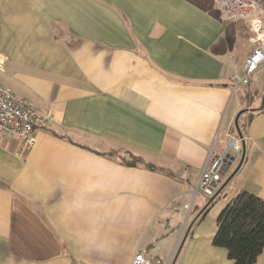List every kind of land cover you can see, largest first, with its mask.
Segmentation results:
<instances>
[{
	"label": "crops",
	"instance_id": "0c3cea01",
	"mask_svg": "<svg viewBox=\"0 0 264 264\" xmlns=\"http://www.w3.org/2000/svg\"><path fill=\"white\" fill-rule=\"evenodd\" d=\"M250 36L219 0H0V84L51 113L24 156L0 135V264H233L217 218L264 200V89L231 90ZM238 116L245 160L210 202L195 189Z\"/></svg>",
	"mask_w": 264,
	"mask_h": 264
},
{
	"label": "built area",
	"instance_id": "2783aa9c",
	"mask_svg": "<svg viewBox=\"0 0 264 264\" xmlns=\"http://www.w3.org/2000/svg\"><path fill=\"white\" fill-rule=\"evenodd\" d=\"M220 12L231 21L249 24L250 43L253 51L245 60L242 76H232V92L239 86L250 84L256 72L264 66V5L258 0H219ZM6 59L0 52V71ZM51 113H40L29 101L14 96L0 84V135L20 141L19 153L27 154L35 145L34 132L45 126ZM237 157L242 153V138L231 137L223 151L213 155L210 151L207 163L198 180L195 192L213 198L222 184L223 168L228 163V153ZM132 264H153L143 253L135 255ZM158 264V262H156Z\"/></svg>",
	"mask_w": 264,
	"mask_h": 264
},
{
	"label": "trees",
	"instance_id": "16d2710c",
	"mask_svg": "<svg viewBox=\"0 0 264 264\" xmlns=\"http://www.w3.org/2000/svg\"><path fill=\"white\" fill-rule=\"evenodd\" d=\"M247 97L251 98L249 94ZM243 127L239 126L241 133ZM123 163L136 166L144 162L131 157L129 161L124 158ZM212 244L226 250L233 264H255L264 250V200L246 192L231 200L217 218V232Z\"/></svg>",
	"mask_w": 264,
	"mask_h": 264
},
{
	"label": "rangeland",
	"instance_id": "374dc122",
	"mask_svg": "<svg viewBox=\"0 0 264 264\" xmlns=\"http://www.w3.org/2000/svg\"><path fill=\"white\" fill-rule=\"evenodd\" d=\"M228 20H230L229 18H228ZM231 21V20H230ZM243 73V72H242ZM242 73H241V75H238V77H241L242 76ZM256 77H255V81H254V83L252 84V82H253V79H254V77L252 78V80H251V82H250V84L249 85H247L246 87H241V86H239L238 87V89L236 90V92H232L233 93V95L234 96H239V94L241 93V89H248L249 87L251 88V89H253V90H263L264 88V66L263 67H261L257 72H256ZM254 75V76H255ZM231 90H232V87H231ZM250 96H252V94H250ZM255 99V97H251V98H249V102L250 103H253V100ZM259 99H261V98H258V101H259ZM248 104V103H247ZM256 104H258L257 102H256ZM247 111H250V110H247ZM247 111H245V113H244V115L242 114V116H245V115H247L246 114V112ZM245 118L247 119L248 117L246 116V117H244L243 118V120H245ZM244 125V124H243ZM242 137V136H241ZM245 143V139H244V137H242V145ZM212 152H213V150H212ZM242 154V153H241ZM210 155V154H209ZM209 158V157H208ZM207 163V162H206ZM206 165V164H205ZM205 167V166H204ZM151 256V253L150 254H148V257L149 258H151L150 257ZM152 259V258H151ZM163 261H165V260H163ZM163 263V262H162ZM164 264V263H163Z\"/></svg>",
	"mask_w": 264,
	"mask_h": 264
},
{
	"label": "water",
	"instance_id": "95a60500",
	"mask_svg": "<svg viewBox=\"0 0 264 264\" xmlns=\"http://www.w3.org/2000/svg\"><path fill=\"white\" fill-rule=\"evenodd\" d=\"M239 117L240 116H238L237 117V120H236V127H237V129H238V132H239V127H238V119H239ZM239 136H240V138H242L241 137V134H240V132H239ZM245 155H246V153H245V145L243 144V147H242V156H241V160H240V164H239V167L237 168V170L228 178V180L224 183V184H222L221 186H220V189L218 190V193H216V195L213 197V199L210 201V202H213L220 194H221V192L223 191V189L224 188H226L232 181H233V179L235 178V176H236V174L238 173V171L240 170V167L242 166V164H243V162H244V160H245Z\"/></svg>",
	"mask_w": 264,
	"mask_h": 264
}]
</instances>
